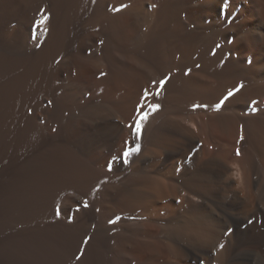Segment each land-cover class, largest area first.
<instances>
[{"label":"bare ground","instance_id":"bare-ground-1","mask_svg":"<svg viewBox=\"0 0 264 264\" xmlns=\"http://www.w3.org/2000/svg\"><path fill=\"white\" fill-rule=\"evenodd\" d=\"M0 264H264V0H0Z\"/></svg>","mask_w":264,"mask_h":264},{"label":"snow or ice","instance_id":"snow-or-ice-1","mask_svg":"<svg viewBox=\"0 0 264 264\" xmlns=\"http://www.w3.org/2000/svg\"><path fill=\"white\" fill-rule=\"evenodd\" d=\"M122 7H127V6H126V5H123ZM153 7H155V5H153ZM44 19L46 20L47 17H45ZM41 23H43V21H41ZM217 47H219V45H218ZM102 75H104V74L102 73ZM155 83H156V82L153 81V84H155ZM165 83H166V80H160V81H159V85H160V87L163 88V86L165 85ZM236 91L238 92V91H239V88H237ZM149 94H150V93L148 92V90L145 89V90H144V93H143V97H142V99L146 100ZM156 95H159V92H157ZM234 95H235L234 92L229 91V92L227 93V95H225V96H224V97H223V98H222V99L216 104V109L219 110V109L224 105V103H225L226 101H228L229 98L233 97ZM201 106L206 107V105H198V106H194V107H201ZM143 107H144L143 105L140 106V109H139V110L141 111L142 114L138 117V119L135 120L134 124H130V125H128V127H129L130 129H132V134H133L134 136H137V137H139V135L141 134V131H142V122H143L144 120H146L147 117H148V113L143 112ZM148 107L151 109L152 112H156V111L160 108V105H159V104H151V105H148ZM241 139H243V136H241ZM125 143L128 144L127 141H126ZM139 151H140V147H139V145H136L135 147H127L126 150L123 151L124 162L127 163V157H128L129 155H131V154L134 153V152H139ZM239 154H240V153H239V150H237V155H239ZM84 207H85V208L88 207L87 202L84 203ZM56 214L59 215L60 213L57 212ZM117 219H119V218H117ZM109 223H115V221H111V220H110ZM84 242L87 243V240L84 241ZM221 247H223V245H221ZM77 259H79V257H77Z\"/></svg>","mask_w":264,"mask_h":264}]
</instances>
